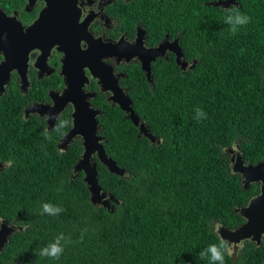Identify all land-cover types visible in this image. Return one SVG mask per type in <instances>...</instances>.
Returning a JSON list of instances; mask_svg holds the SVG:
<instances>
[{
	"label": "trees",
	"instance_id": "trees-1",
	"mask_svg": "<svg viewBox=\"0 0 264 264\" xmlns=\"http://www.w3.org/2000/svg\"><path fill=\"white\" fill-rule=\"evenodd\" d=\"M214 1L137 9L150 31L173 29L194 62L184 71L160 62L151 85L129 73L131 107L159 143L137 138L117 106H98L105 153L126 172L97 162L98 184L116 200L111 211L91 204L83 172H72L81 141L61 154L41 130L29 141L15 129L27 125L22 108L3 101L0 155L13 163L0 172V224L15 231L0 264H264V245L234 247L218 236L220 226L241 225L237 209L259 194L256 184L243 188L229 152L245 164L264 160V0L230 11Z\"/></svg>",
	"mask_w": 264,
	"mask_h": 264
},
{
	"label": "flooded vegetation",
	"instance_id": "flooded-vegetation-1",
	"mask_svg": "<svg viewBox=\"0 0 264 264\" xmlns=\"http://www.w3.org/2000/svg\"><path fill=\"white\" fill-rule=\"evenodd\" d=\"M149 1L159 2L161 0L76 1L78 10L76 41L78 49L85 52L91 48L88 51H94V55H99L98 63H94L92 66L95 73H103V70L110 69L111 77L117 82L122 93L127 96L128 88L125 84L128 81L130 72H141L145 82L151 85L153 82L152 70L158 68L160 62L177 65L176 55L171 49L175 46V40L178 43L177 33H174L173 29H170L172 34L168 32L160 34L159 31H150L145 22L146 17L143 19L142 10H137L141 4L144 5L143 10L148 9L150 7V5H147V3H150ZM243 1L234 0V4L229 5L227 8H221L225 11H230L232 8L241 10ZM44 8L45 2L41 0H37L32 4L29 0H0V11L7 17L15 18L23 29L30 27L38 19L40 11ZM161 44H164V51L159 55L153 54L152 56V50L158 49ZM114 45H119L121 48L122 53L120 55L112 56L108 54L107 47ZM121 45L131 48L128 59L125 58V50ZM22 47L26 50L25 46ZM13 52L15 54L12 59L15 61L10 64V58L9 62H6L5 56L0 50V106H4L5 102L3 101L7 98V100H12L15 106L13 107L14 112L16 113L18 109L22 108L20 111L21 116L18 117L22 122L27 123V125L15 126V129L24 130L23 134H26L29 141L32 139L34 130L36 132L41 130L40 139L46 145L50 143L49 146H53L61 154L76 140L81 141L79 137H75L66 149L61 147L65 135L73 128L72 115L75 111L74 105L71 102L64 104L63 99L66 89V75L63 72L62 61L65 60V55L63 52H59L56 47L51 48L47 54L36 47L27 51L26 61L23 64V62H20L19 55L16 57L19 53L15 46H13ZM147 52H150V54L148 55ZM181 53V61L185 62L187 67L191 66L194 61L189 59L182 49ZM143 63L149 64L150 82L147 81L145 73L142 71ZM82 71L86 78L82 91L84 94L90 95L88 98L90 108L100 111L97 121L101 130L99 117L102 110L98 106L108 105L113 107L114 105L110 100L112 92L101 88L100 79L95 77L88 67H83ZM107 83L110 84L111 80ZM51 118L52 123L50 124ZM2 121L0 120V122ZM34 123H38L39 126H34ZM4 132L6 137L7 131H3V126H0V144ZM13 136L15 137L16 133H13ZM233 155L235 154L230 151V160ZM12 163L11 159L0 155V172ZM243 223L244 220L241 225ZM244 243L245 241L239 244L243 245ZM259 245H264L263 238ZM232 248L234 249V247Z\"/></svg>",
	"mask_w": 264,
	"mask_h": 264
},
{
	"label": "water",
	"instance_id": "water-1",
	"mask_svg": "<svg viewBox=\"0 0 264 264\" xmlns=\"http://www.w3.org/2000/svg\"><path fill=\"white\" fill-rule=\"evenodd\" d=\"M37 0H29L30 4ZM40 1V0H39ZM45 2V8L39 13L38 19L28 28L23 29L22 25L15 19L7 17L0 11V50L5 56L6 62L13 64L14 56L13 46L16 47L19 54L20 62L26 61V54L29 49L40 48L46 54L53 47L59 52H63L65 60L63 63V72L66 75V89L64 91V104L71 102L75 111L72 115L73 128L65 135L62 149H66L69 143L75 137L81 139L82 154L72 172L78 174L83 172V180L90 192V203L107 208L111 211V202L116 200L113 196L102 191L98 184L97 162L102 164L106 169L120 177L126 172L119 168L115 161L109 158L103 147V138L100 135V127L98 125L97 116L100 115L99 110L90 108L88 98L82 91V87L86 82L83 74V67H88L90 72L100 79V86L103 90H110L112 97L110 98L114 106L125 113V118L129 120L137 129L138 137H144L151 143H159V140L151 135L146 125L135 114L131 107V100L124 95L118 88L117 82L111 77L110 69L103 70L102 73H95L93 64L98 63V56L94 55V51L81 52L78 49L76 41V22L78 19V10L76 8L77 0H42ZM211 6L227 8L234 4V0H222L208 3ZM26 47V50L22 46ZM174 47L171 48L176 55V63L181 70L187 68V64L181 61L182 53L178 46L177 40L174 41ZM125 50V58L131 54V48L121 45ZM109 55L117 56L122 53L119 45L107 47ZM164 44L158 49L152 50V56L159 55L164 51ZM88 51V52H87ZM149 55L150 52H147ZM123 55V56H124ZM97 56V57H96ZM194 65V64H193ZM142 71L145 73L148 82L151 81L150 67L148 63H143ZM111 83H107V81ZM52 123V118L49 122ZM231 170L235 174H239L242 179L244 189H248L250 185L259 186V194L251 199L249 203L240 209H237L239 216L244 223L236 229L230 230L224 226L218 228V236L228 245L234 247L239 243L250 240L259 245L261 239L264 240V160L254 165L245 164L241 154L236 153L231 158ZM15 231L12 226L2 221L0 224V253L8 242L9 236Z\"/></svg>",
	"mask_w": 264,
	"mask_h": 264
},
{
	"label": "rangeland",
	"instance_id": "rangeland-1",
	"mask_svg": "<svg viewBox=\"0 0 264 264\" xmlns=\"http://www.w3.org/2000/svg\"><path fill=\"white\" fill-rule=\"evenodd\" d=\"M228 252L232 255L233 259L237 257V254H234L232 249L228 248Z\"/></svg>",
	"mask_w": 264,
	"mask_h": 264
},
{
	"label": "bare ground",
	"instance_id": "bare-ground-1",
	"mask_svg": "<svg viewBox=\"0 0 264 264\" xmlns=\"http://www.w3.org/2000/svg\"><path fill=\"white\" fill-rule=\"evenodd\" d=\"M42 1V0H41ZM88 41H90V40H88ZM106 53V52H105ZM14 69V68H13ZM21 73V72H20ZM9 77V76H8ZM22 77V76H21ZM6 83V82H5Z\"/></svg>",
	"mask_w": 264,
	"mask_h": 264
}]
</instances>
